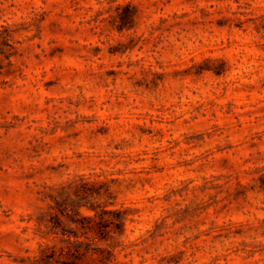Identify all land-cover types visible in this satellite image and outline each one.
Segmentation results:
<instances>
[{"label": "rangeland", "instance_id": "374dc122", "mask_svg": "<svg viewBox=\"0 0 264 264\" xmlns=\"http://www.w3.org/2000/svg\"><path fill=\"white\" fill-rule=\"evenodd\" d=\"M0 264H264V0H0Z\"/></svg>", "mask_w": 264, "mask_h": 264}, {"label": "trees", "instance_id": "16d2710c", "mask_svg": "<svg viewBox=\"0 0 264 264\" xmlns=\"http://www.w3.org/2000/svg\"><path fill=\"white\" fill-rule=\"evenodd\" d=\"M108 210L104 209L101 214H97L96 217H100V220H97L95 218H88L90 221V226L88 227L91 232H96L98 235V238L101 240H108L106 236H109L111 233V230L109 228H112V225L115 226V228H119L120 225H122L125 221L124 218H109L107 219L106 214H108ZM93 223V224H92ZM98 253V251H96ZM102 254L104 251H102ZM110 251L108 250V253ZM96 254V253H95ZM106 257L104 258V260Z\"/></svg>", "mask_w": 264, "mask_h": 264}]
</instances>
